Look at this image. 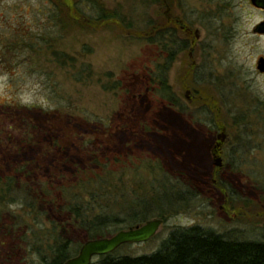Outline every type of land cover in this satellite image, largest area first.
<instances>
[{"label": "rangeland", "instance_id": "obj_1", "mask_svg": "<svg viewBox=\"0 0 264 264\" xmlns=\"http://www.w3.org/2000/svg\"><path fill=\"white\" fill-rule=\"evenodd\" d=\"M71 2L81 18L67 16L65 0H0V176L13 178L23 167L28 179L20 186L40 185L55 202L57 190L99 177L113 213L131 215L138 200V216L149 213L145 222L162 214L151 240L124 245L118 255L149 254L173 229L193 226L236 241L263 240L264 79L242 70L238 91L224 87L222 0ZM99 6L143 35L115 23L86 25ZM172 18L199 35L192 57ZM150 21H167L174 36L149 43ZM163 45L174 51L165 73L171 103L157 78L168 55ZM61 55L74 66L62 65ZM81 69L91 78L76 82ZM217 124L228 135L219 169L209 152ZM22 200L0 206V264H45L59 237L77 255L84 235L52 229L67 223L66 215L46 208L51 224L24 210ZM12 222L17 236L3 229ZM128 228L123 223L109 236Z\"/></svg>", "mask_w": 264, "mask_h": 264}, {"label": "trees", "instance_id": "obj_2", "mask_svg": "<svg viewBox=\"0 0 264 264\" xmlns=\"http://www.w3.org/2000/svg\"><path fill=\"white\" fill-rule=\"evenodd\" d=\"M154 2L156 3V1ZM65 6L67 8V16L73 19L75 17L81 18L80 13L76 9L77 7L71 0H65ZM98 11L96 18H87L86 25L87 23H115L121 28L124 27L126 30H131V32L139 36L143 35L133 30V21L124 24V19L117 12L105 11L101 6L98 7ZM57 12L60 16L63 15L62 10H58ZM169 24L167 21L162 23V25L150 21L147 32L151 33L152 37L148 39L149 43H158L160 41L159 38L174 36V31L171 33L170 31L172 30H169ZM171 25L176 26L173 21H171ZM169 33L171 34L170 36ZM163 50L167 52V58L156 69H160L157 78L158 84L162 88L160 90L162 97L168 98L166 92L169 90V87L166 86L165 73L168 72L174 58V51L167 49L164 45ZM58 61H61L60 63L64 66L66 62L70 63V67H73L75 62L72 58L64 55H61ZM84 73L85 75H83ZM74 78L76 82H80L81 79H89L91 78V71L89 69H81ZM168 101L172 102L169 98ZM208 109L212 111L213 107H208ZM216 126L222 127L221 124H217ZM24 170L23 167L18 169L13 178H2L0 176V206L7 207L9 204L15 203V200H22L21 194L23 193L22 202L17 201V204L19 203L30 214L33 213L35 218L38 217V219L41 218L50 222V219L47 217L46 208L47 210L48 208L55 209L57 212L65 214L67 223H60L56 226L52 225V229L58 231L61 237H66L70 229H76L84 235V241H88L108 237L112 230L123 223L128 222L130 227H134L148 220L147 215L149 213H145L142 217L138 216V200L136 202L133 201L134 212L131 215L125 214V216H121L119 213H113L108 203L110 199V195L107 192L108 183L100 181L99 177L57 190L60 200L55 202L53 201V196L51 199L47 197L49 195L47 190L40 185L20 186V178L26 176L25 179H28V171ZM93 185H98V187L96 186L92 190ZM169 190L171 191V196H173L171 200L169 199V202H173V200H176L172 193L175 187L169 186ZM52 194L54 195L53 192ZM11 196L15 199L12 198L3 205V202ZM177 196L181 197L182 195L178 194ZM135 208L138 210H135ZM157 218L164 221L162 214ZM50 223L53 224L52 222ZM3 229L5 233L15 234L16 236L20 234L19 228L13 222L8 227L3 226ZM53 244L52 247H49L50 259L47 260L44 257L42 259L43 263L63 264L68 259L76 256L72 253L73 245L68 238L63 240L59 237L54 239ZM95 259L96 261L93 260L91 264H264V239L261 241H236L229 239L225 235L217 234L211 230H204L198 226L175 228L160 242L158 248L149 254L137 256L130 254L118 255L115 251Z\"/></svg>", "mask_w": 264, "mask_h": 264}, {"label": "flooded vegetation", "instance_id": "obj_3", "mask_svg": "<svg viewBox=\"0 0 264 264\" xmlns=\"http://www.w3.org/2000/svg\"><path fill=\"white\" fill-rule=\"evenodd\" d=\"M171 20L185 34L184 43L190 42L189 56L192 57L191 51L195 49L199 35L181 20ZM220 43L221 79L224 87L229 91H238L242 70L251 71L257 78L264 79V0H222ZM192 62L194 65L195 62ZM185 91L189 92L188 89ZM217 127L218 133L209 150L212 159L217 135L221 130L225 137L218 152L220 158L228 141L225 127Z\"/></svg>", "mask_w": 264, "mask_h": 264}, {"label": "water", "instance_id": "obj_4", "mask_svg": "<svg viewBox=\"0 0 264 264\" xmlns=\"http://www.w3.org/2000/svg\"><path fill=\"white\" fill-rule=\"evenodd\" d=\"M188 93L189 92H186V94ZM224 137V132L221 130L217 135L216 147L212 153L214 166L216 168H221V158L218 152ZM161 225V219H153L144 224L130 227L127 230L118 231L116 234L109 237L85 241L80 247L77 255L68 259L63 264H91L95 258L111 254L124 245L148 242L155 236Z\"/></svg>", "mask_w": 264, "mask_h": 264}]
</instances>
